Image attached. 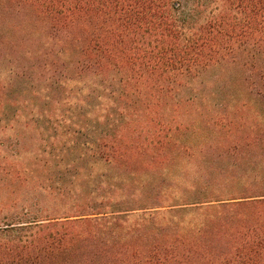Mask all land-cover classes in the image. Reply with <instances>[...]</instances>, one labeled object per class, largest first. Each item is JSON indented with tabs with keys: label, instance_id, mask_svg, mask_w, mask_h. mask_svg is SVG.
<instances>
[{
	"label": "trees",
	"instance_id": "obj_1",
	"mask_svg": "<svg viewBox=\"0 0 264 264\" xmlns=\"http://www.w3.org/2000/svg\"><path fill=\"white\" fill-rule=\"evenodd\" d=\"M22 1L39 10L52 29L81 27V69L106 79L111 75L120 100L130 106L153 110L209 67L239 56L253 65L264 61V0ZM157 125L158 132L144 131ZM172 125L150 115L145 124H121L131 137L104 139L95 148L83 143L81 150L94 151L116 168L138 159L179 172L166 150ZM254 144L233 141L223 150L241 154ZM52 146L57 156L76 144ZM63 162L47 163L48 173L39 178L48 181L39 180L37 191L45 190V182L62 183ZM248 162L256 165L250 157ZM53 164L62 167L61 180L50 178L56 176ZM216 166L211 162L208 169ZM218 168L217 173L199 169L171 177L169 185L177 188L168 198L116 179L99 188L110 193L109 199L82 213L41 205L38 192L24 207L32 215L26 224L13 221L0 228V264H264V170L245 176Z\"/></svg>",
	"mask_w": 264,
	"mask_h": 264
},
{
	"label": "rangeland",
	"instance_id": "obj_2",
	"mask_svg": "<svg viewBox=\"0 0 264 264\" xmlns=\"http://www.w3.org/2000/svg\"><path fill=\"white\" fill-rule=\"evenodd\" d=\"M237 59L209 67L183 90L162 98L153 110L139 103L130 106L120 100L111 75L106 79L107 75L81 69V27L52 29L33 5L0 0V228L13 221L26 224L32 215L24 207L38 192L41 205L60 209L59 213H82L108 200L110 193L102 194L99 188H108L116 179L144 185L150 196L168 198L177 188L169 185L171 177L187 172L217 173L223 166L227 175L263 173L264 88L253 84H264V61L253 65L243 55ZM150 115L173 124L163 138L181 171L138 159L116 168L98 160L94 151L81 150L83 143L95 148L104 139L124 133L131 137L121 124H145ZM146 130L158 132L159 126ZM56 141L76 147L55 156L51 150ZM233 141L255 144L241 154L223 150ZM249 157L255 166L248 165ZM59 159L66 172L62 183L45 182V190L37 191L39 175L48 173L47 163ZM211 162L219 166L210 170ZM59 167L53 164L56 176L50 178L61 180ZM110 172L113 175L107 178Z\"/></svg>",
	"mask_w": 264,
	"mask_h": 264
}]
</instances>
